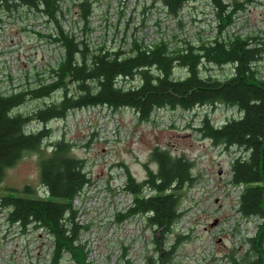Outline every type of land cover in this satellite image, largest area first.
<instances>
[{
    "label": "trees",
    "instance_id": "1",
    "mask_svg": "<svg viewBox=\"0 0 264 264\" xmlns=\"http://www.w3.org/2000/svg\"><path fill=\"white\" fill-rule=\"evenodd\" d=\"M60 1L0 0V27L3 14H15L19 9L34 11L58 24L57 16L62 12ZM197 1L161 0L160 9L171 16L180 32L150 45L134 38L125 53L102 51L103 47L96 53L84 42L79 48L74 37L59 28L53 40L64 46L66 56L50 70L53 81L39 88L0 95V181L5 170L15 165L24 151L42 153V143L51 130L43 127L27 133L24 127L32 120L46 123L65 117L73 109L106 106L113 110L128 107L136 113L139 122H146L156 108L190 110L224 104L235 108L239 116L217 127L206 114L194 129L215 146H235L242 150V155L230 163L233 183L245 185L239 209L245 216L257 215L263 220L259 233L249 239L244 250L242 245L231 248L227 262L264 264V72L258 65L264 57V37H242L225 31L253 0H209L215 18V23H210L213 34L209 37L200 35L202 24L191 27L193 30L188 26L184 29L183 8ZM78 6L86 31L91 2L82 0ZM227 64H232L229 75L219 77L210 72L211 65L222 68ZM175 65L186 70L184 78L174 77ZM57 90L62 91L59 100L44 102L30 112L17 111L27 99L45 98ZM50 148L48 155L40 160V181L48 197L7 195L0 197V206L8 208V222L41 224L54 234L53 264L65 249L71 251L77 264H90L80 247L75 246L73 233H67L64 218L68 212L71 215L68 220L73 222L72 199L89 182L86 159L73 156V145L64 137L51 142ZM151 162L157 165L156 170L150 167ZM118 165L124 169L126 190L135 196V205L127 215L147 214V226L160 235L153 240L156 250H161L166 238L171 237L173 243L169 249L157 257L160 264L169 263L172 252L189 238V234L176 233L172 225L180 215L182 189L195 180L193 160L171 155L156 146L144 163L146 177L142 181L132 175L126 164ZM157 258L148 256L147 263L156 264Z\"/></svg>",
    "mask_w": 264,
    "mask_h": 264
},
{
    "label": "rangeland",
    "instance_id": "2",
    "mask_svg": "<svg viewBox=\"0 0 264 264\" xmlns=\"http://www.w3.org/2000/svg\"><path fill=\"white\" fill-rule=\"evenodd\" d=\"M74 1L61 2V8L72 16V25L75 16L81 13L78 6L80 0ZM89 1L91 14L95 16V20L88 21V25L98 24L102 35L109 28L117 30L122 18H126L125 30L129 31L137 24H141V30H144L146 23L152 20L154 23L164 21L166 32L170 34L180 32L171 16L160 9L161 0ZM21 10L11 15L2 13V36L5 43L9 44L14 37L16 41L26 43L18 33L19 22L27 16ZM182 13L184 29L187 26L198 28L202 24L204 27L200 33L202 37L213 34L210 23L212 24L215 18L209 0L187 3ZM239 16L243 24L252 21L258 27V32L264 33V0L251 1ZM258 32L255 35L259 36ZM25 36L30 44L21 43L23 51L32 45V42L38 39L44 40L43 37L34 35L31 30L26 31ZM197 38L198 36L195 37ZM27 51L29 53L30 50ZM31 58V56L26 57L28 65H22L21 62L17 66L36 69L31 65ZM258 65L264 72V57ZM210 72L224 77L232 72V64L222 68L211 65ZM173 75L182 79L186 76V70L175 65ZM61 94L62 92L57 90L45 98L27 99L17 111L30 112L44 102L59 100ZM206 114L217 127L239 116L235 108L224 104L214 107L199 106L190 110L157 108L153 111L151 119L146 122H139L136 113L128 107L113 110L100 106L94 109L71 111L64 120L53 119L47 123L51 133L42 143V153L26 150L15 165L5 170L0 181V197L7 195L48 197V192L40 181V160L48 155L51 150L50 143L57 138L64 137L72 143L71 154L86 159L87 169L92 174L107 176L109 170L122 167L118 165L122 162L128 166L138 181L146 177L144 163L149 160L152 149L158 146L171 155H184L193 160L192 171L196 176L192 184L182 189L179 209L186 212L177 222L178 230L188 232L192 237L180 243L176 250L175 261L172 263L213 264L210 260L209 262L203 260L205 253L208 252L217 256L216 260H213L215 264H228L223 258L234 247V238L227 227L229 228L237 217L233 196L228 192L226 180L230 177L231 161L243 152L235 146L230 148L215 146L210 139L203 138L194 129L199 126ZM97 158L101 160L96 161ZM149 165L156 170L155 163L151 162ZM28 187L31 188L30 191L26 190ZM191 225L193 228L189 229ZM220 225H225L224 229H220Z\"/></svg>",
    "mask_w": 264,
    "mask_h": 264
},
{
    "label": "built area",
    "instance_id": "3",
    "mask_svg": "<svg viewBox=\"0 0 264 264\" xmlns=\"http://www.w3.org/2000/svg\"><path fill=\"white\" fill-rule=\"evenodd\" d=\"M62 1H60V6ZM69 1L67 0V2ZM61 11L57 16V24L52 20L47 21V17L44 18L41 14L34 11L29 13L25 10L24 13L27 16L19 22L18 33L26 43L16 41L15 37L9 44L5 43L4 36H2L3 23L1 24L0 95L39 88L53 81L50 70L60 65L66 56L64 46L53 40L58 36L59 28L64 33L72 35L79 48H82V42H84L90 51L96 53L100 47H103L102 51L125 53L131 48L134 38L144 45H150L161 39L170 38L171 35L166 32L164 21L154 23L150 20L146 23L144 30H141V24L135 25L131 31L125 30L126 18H122L117 30L109 28L103 35L100 26L94 23L88 25V30L83 31L84 21L80 16H75L72 25L71 14L62 8ZM96 17L98 16L96 15ZM94 20L95 16L90 13L88 21L94 22ZM28 30H31L34 35L43 37L44 40L38 39L32 42V45L23 51L21 43L30 44L25 36ZM225 31L228 34L244 37L257 34L258 27L252 21L243 24L242 18L238 14ZM258 34L260 37H264V33L258 32ZM27 50H30L29 53ZM28 56L32 57L31 65H34L36 69L17 66L21 62H23L22 65H28L26 60ZM35 74H37L36 77L41 78V81L35 78ZM95 107L76 110H88ZM98 160L101 159L97 158L96 161ZM87 177L89 182L72 199L73 222L68 220L71 216L70 213L67 212L64 215L67 233H73L74 244L80 247L87 263L148 264V256L155 259L162 256V251L169 249L173 243L171 237L170 240L166 238L161 250L154 248L153 240L155 237L159 239L160 235L147 226L146 213L127 215L128 210L135 205V196L126 190L122 168L116 167L109 170L107 176L87 173ZM226 184L229 194L233 196L237 217L236 221L232 222L227 229L233 233L234 244L239 245L243 240L257 236L262 219L257 215L245 216L240 211L239 200L244 189L243 183L236 184L227 179ZM185 212L186 210L178 208L180 215L172 225L174 231H180L177 222ZM7 214L8 208L0 206V264H53L56 248L54 234L41 224L22 225L20 222H8ZM224 227L225 225L219 226L220 229H224ZM185 233L188 234V232ZM18 238L20 240H17ZM21 238L23 239L21 240ZM176 250L177 248L172 252V260L165 264H173ZM210 255L211 253L206 252L205 260H209ZM160 263L161 261L157 258L156 264ZM55 264L77 263L73 260L71 251L65 249Z\"/></svg>",
    "mask_w": 264,
    "mask_h": 264
},
{
    "label": "water",
    "instance_id": "4",
    "mask_svg": "<svg viewBox=\"0 0 264 264\" xmlns=\"http://www.w3.org/2000/svg\"><path fill=\"white\" fill-rule=\"evenodd\" d=\"M215 223V222H214Z\"/></svg>",
    "mask_w": 264,
    "mask_h": 264
}]
</instances>
